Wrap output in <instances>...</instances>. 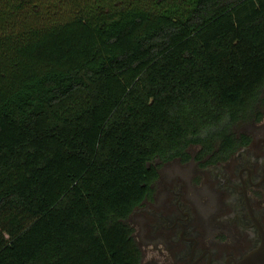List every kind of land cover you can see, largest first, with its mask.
<instances>
[{
    "label": "trees",
    "instance_id": "16d2710c",
    "mask_svg": "<svg viewBox=\"0 0 264 264\" xmlns=\"http://www.w3.org/2000/svg\"><path fill=\"white\" fill-rule=\"evenodd\" d=\"M264 91V0H0V264H141L157 160L227 159Z\"/></svg>",
    "mask_w": 264,
    "mask_h": 264
},
{
    "label": "flooded vegetation",
    "instance_id": "af4514ba",
    "mask_svg": "<svg viewBox=\"0 0 264 264\" xmlns=\"http://www.w3.org/2000/svg\"><path fill=\"white\" fill-rule=\"evenodd\" d=\"M208 160L204 168L211 173L216 195L202 196L200 201L207 202L201 210L193 205L192 185L185 187L176 178V184L157 195L151 191L132 212L145 216L144 226L152 228L162 249L158 260L141 240V264L150 257L158 264H238L264 243V141L256 144L251 137L227 159ZM210 202L216 208L213 214L207 211Z\"/></svg>",
    "mask_w": 264,
    "mask_h": 264
},
{
    "label": "rangeland",
    "instance_id": "374dc122",
    "mask_svg": "<svg viewBox=\"0 0 264 264\" xmlns=\"http://www.w3.org/2000/svg\"><path fill=\"white\" fill-rule=\"evenodd\" d=\"M234 128L238 133L254 137V143L256 144H260L261 140L264 141V91L254 112L247 115V118L237 122ZM197 150V147L192 148L190 150L191 154L189 158H176L166 162H160L157 160L156 163L159 169V177L153 183V193L155 192L157 195V192L166 189L165 186H173L178 182L176 181V178H179L180 182L182 181L185 187H187V185H192L194 192L192 194L193 205L196 209L199 208L201 210L203 207L202 203L207 202L200 201L203 199L202 196H208L210 194V197H213L216 195V190L214 189L215 182L209 177L211 176V173L205 171V159L194 158V154ZM210 200L212 199L210 198ZM153 202H155V200H153ZM207 211L208 213H215L216 208L213 207L212 202H210V208ZM208 213L206 215H208ZM128 221L134 228L136 241L140 243L141 240H144L146 243L143 246H145V248L150 247L149 253L158 260H161V246L156 243V237L151 235L152 228L144 226L143 222H145V216H142L141 213H133ZM209 228L211 230V226ZM210 232L213 235L214 232ZM153 242L156 244L153 245ZM147 256L150 255L147 254ZM150 258L149 261H147V264H158L155 260H151Z\"/></svg>",
    "mask_w": 264,
    "mask_h": 264
},
{
    "label": "water",
    "instance_id": "95a60500",
    "mask_svg": "<svg viewBox=\"0 0 264 264\" xmlns=\"http://www.w3.org/2000/svg\"><path fill=\"white\" fill-rule=\"evenodd\" d=\"M238 264H264V243L245 255Z\"/></svg>",
    "mask_w": 264,
    "mask_h": 264
}]
</instances>
